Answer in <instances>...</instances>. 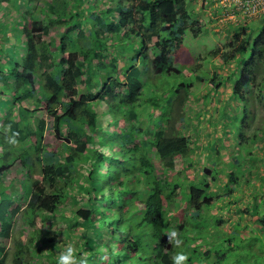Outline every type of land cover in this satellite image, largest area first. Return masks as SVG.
I'll use <instances>...</instances> for the list:
<instances>
[{
	"label": "trees",
	"instance_id": "1",
	"mask_svg": "<svg viewBox=\"0 0 264 264\" xmlns=\"http://www.w3.org/2000/svg\"><path fill=\"white\" fill-rule=\"evenodd\" d=\"M2 1L0 16L8 4ZM22 2L14 0L16 6L21 3L22 13L4 28L16 43L9 45L5 43L7 38H0V94L10 103L4 107L6 114L0 123L7 126V135L15 139L20 150L12 153L11 146H3L0 165L15 160L21 163V185L28 187L26 221L30 224L36 216L49 220L53 215L60 221L76 220L75 236L68 233V240L75 238L76 253L87 252L89 264H171L170 257L176 251L188 253L187 264L192 259L197 264H209L214 245L221 251L215 254L219 261L234 250L239 253L231 262L264 264V189L247 175L248 162L258 156L257 142L248 139L245 163L237 157H232L226 168L214 167L212 162V167L208 164L206 168L209 172L195 171L192 182L185 174L192 161L172 171L174 157L185 156L193 142L191 135L173 128L172 103L182 104L177 98L179 89L187 93L191 86L181 80L167 89L162 83L165 87L159 94L147 75L150 70L164 76L181 72L173 51L183 42L187 29L196 33L201 25L195 24L194 11L189 15L191 0H40L37 15L32 9L36 0ZM256 18H260L258 23L245 26L248 32L244 37H240V28H233L232 34L241 55L237 79L230 84L231 94L243 103L244 114L239 121L244 125L254 116L251 92L246 91L257 83L255 66L264 51V14ZM247 49L250 52L245 57ZM49 52L55 60L45 76L40 71L41 62ZM122 58L123 66L119 64ZM259 89L264 105V79ZM51 93L66 97L59 111L45 106ZM100 103L105 105L101 111L97 109ZM147 103L155 113H144ZM42 108L46 115L36 116L34 113ZM118 113L122 117L120 126ZM229 115L233 121L238 120L235 114ZM147 116L151 121L145 125ZM29 120L28 129H24L22 122ZM150 126L161 128L160 134L150 137ZM44 130L65 132L71 141H76L80 133H88L89 146L73 149L69 142L62 141L42 149ZM55 136L58 138V134ZM35 168L40 173L36 176ZM6 170L4 167L0 174ZM69 170L79 175L78 191L73 195L64 189L51 191ZM221 174L225 176L223 182ZM214 183L224 188V195L216 196ZM0 186V192L7 189L2 181ZM244 188L251 192L238 218L229 219L226 228L221 210L224 207L228 212L236 207L237 200L243 199ZM216 198L222 203L210 213ZM69 199L71 203H67ZM182 202L186 207L181 218L172 217L170 212L180 209ZM5 212L0 204V236L8 237L10 226ZM35 228L32 239L18 243L22 250L31 243L37 250L39 245L46 246L49 252L54 246L62 247L55 239L57 235H42L36 241ZM173 228L183 242L180 248L170 244L165 233ZM5 256L0 245V264L5 263ZM45 256L48 263L56 264L54 256Z\"/></svg>",
	"mask_w": 264,
	"mask_h": 264
},
{
	"label": "rangeland",
	"instance_id": "2",
	"mask_svg": "<svg viewBox=\"0 0 264 264\" xmlns=\"http://www.w3.org/2000/svg\"><path fill=\"white\" fill-rule=\"evenodd\" d=\"M22 1L23 4L28 0ZM39 1L40 0H36L32 6L35 15H37L36 11L39 9ZM205 1L206 0H191L189 3V15L192 16V12L194 11L193 17L196 19L195 24L197 25V22H200L201 25L196 33L187 29L183 37V42L173 51L175 65L180 69L181 72L175 74V76H164L155 75L150 70L147 75V79L149 80L148 82L150 84H156L155 89L159 94L163 91V87H165L162 85V83L167 85V89L174 88V86L171 85L174 84L177 86L181 80L185 83H189V87L191 86L189 90H187V93L182 88L179 89L180 95H178L177 98L180 101L182 100V104L181 102L178 103L177 101H173L172 103L173 128L175 130L181 131L185 135H191L193 141L190 144L191 148L185 156L181 157V155H177L174 157L172 171L180 170L186 161H192L193 166L191 169L185 170L187 179L192 182V179L195 178V171H207L206 168H208V164L210 167H212V162L214 167L220 166L221 168H226V166H228L227 162L232 157H237L238 160L243 164L245 163L247 142L248 139H250L251 142L254 141L258 144L256 150L258 156L255 161L248 162L247 175L250 181L254 182L255 184L258 183L256 185L262 190L264 189V105L258 94L260 92V84L264 79V60L262 59L264 51L260 53L255 66V76L257 83H253L251 91H246V93L251 92L249 99L253 103L252 108L254 111V116L251 120L248 119V123H245V125L241 124L239 121L240 117H242V114H244L243 103L241 100H239V98H236L231 94L232 89L230 85L232 79L237 77V60L241 55L237 51L239 42L232 39L233 29H231V27H233V21L231 20L234 19L236 21L238 16H242L244 21L253 25L258 23L260 18H256V15L249 17L243 16L238 11V9L234 8V0H212L210 8L209 2L205 3ZM2 2L3 4L4 2H8V4L7 8L4 11H1L0 38L3 41L4 38H7L5 43L12 45L16 43V40L14 36L9 34L10 31L7 32V30L4 28L9 27V23L12 22V19H19V15L22 13L21 3L20 6H16L14 0H3ZM229 2L232 5L228 6L227 3ZM204 4H206L207 9L209 8L207 12L203 11L202 5ZM218 6L220 7L219 9ZM8 12H10V15ZM239 22L242 23L240 20ZM17 29L18 26L16 25V32ZM239 30L240 37H244L248 32L245 27H241ZM19 42L20 40L18 39L17 43L19 44ZM249 52L250 51L247 49V52L244 54V56L246 57ZM18 54L20 57V50L18 51ZM54 60L53 52H49L42 58V67L40 71L43 72V75H45L44 73L50 70ZM123 60L124 59L122 58V61H119V64L122 66L124 63ZM4 61H7V59L5 58ZM4 70L6 73L8 72L5 66ZM74 72L77 73L78 69H75ZM218 81L219 83H217ZM214 83H217V86ZM65 98L66 97L64 94L51 93L48 99V104H45V106L46 108L59 111V107L61 105L60 102L65 100ZM7 104L10 106L9 101L6 100L5 96L3 97V95L0 94V106H2L0 107V120L4 119L5 117V106ZM104 106L105 105H103V103H100L97 105V109L101 111ZM143 111L145 114H147L149 111L155 113V109H153L148 103L144 106ZM230 112L238 117L237 121H233L234 117L229 115ZM34 114L36 116L44 117L46 115V109L42 108L41 110L36 111ZM13 116H15V113H13ZM179 116H183V121L178 120ZM116 118L118 119V125H122V117L119 113L116 115ZM30 121L31 120L22 122L24 129H28V124ZM150 121L151 118L149 116L144 117L143 124L146 125ZM168 124H164L165 128ZM159 130L155 129L153 126H150V128L147 130V133L151 137L152 134L159 135ZM259 131L260 133H258ZM55 134H58V138L55 136ZM258 135H261V137H258ZM43 136L44 137L40 141V146L42 149H45L46 147H52L54 145L58 146L62 141L69 142L70 147L73 149H84L89 146L88 144L91 138L88 133H80L77 135L76 141H71L65 132L56 133L55 130H44ZM241 136H243V138H241ZM16 145L17 143H10V137L7 135V126L0 123V152L3 149V146H11L9 149L11 150L10 152L16 153V151H19V149H16ZM2 160L3 159L0 158V161ZM10 165H0V170H2L4 167H7L10 170V175H4L3 172L2 175L0 174V185L3 175V179L6 182H9V180L15 176L16 178L18 177L21 168L20 162L17 160L10 163ZM250 169H252V171ZM38 172L39 171L36 170L34 172V176L38 175ZM64 175L65 176L61 177V179L57 181L55 186L50 190L56 192L64 189L73 195V193L78 191L76 178L79 175L75 172V170L66 171ZM199 176H196V178L198 179ZM220 178L221 182L225 180V176L223 174L220 175ZM1 188L2 187L0 186V189ZM23 188L24 187H21V189ZM212 189H218L216 196H219L220 194L224 195L225 190L223 187H221V185L214 183L212 184ZM3 192L4 191L0 192L1 196L6 197L7 191L4 193ZM250 192V189L244 188L241 191L243 194L242 201L237 200V206L231 207L228 212H226V209L223 207L221 210V215L226 219V221L223 223L224 227L228 228V224H230L229 219L238 218L237 213L240 212V208L243 207V204L247 200V195L250 194ZM26 195L27 192L22 190L21 197L25 198ZM8 198L10 199V197ZM227 198L228 197L226 196V199ZM212 202L214 204L209 208V212L215 213L222 202L217 198L212 200ZM67 203H71V200L69 199ZM180 204V209L177 207V209L174 211L172 210L170 214H174L178 218H181L180 216H182V209H184L186 205L185 202ZM7 207V222L10 226L9 235L8 237L0 236V245L6 252L4 264H25L26 260L30 261V264H50L48 263L47 256H45L46 254L52 255V257L54 256L56 259L57 251L61 249L66 243L75 240V238L73 240H68V233L72 234V232L74 233V231H76L74 227H76L77 224H75L76 220L73 221V218H71L69 221L68 219L60 221L59 219H55L54 215L53 218H50L49 220L43 219L44 216H36L32 223L29 224L25 219L26 213H24L25 211L22 200L21 203L14 202V199L9 200ZM66 215H68V213H66ZM174 215L172 217H174ZM50 217L52 216L50 215ZM33 228L36 230L34 233L36 236V241H38L42 235H57V237H54L57 241L59 240L58 242L60 245H62V247L54 246L49 252V249H47L46 246L40 247L39 245V249L37 250L34 247L35 244L31 243V247H23L22 250L18 246V243H26L27 240L31 238ZM180 228H183V226H180ZM244 234H246V232H244ZM72 236H75V233ZM146 240L151 241V238L147 237ZM213 247V249H211L212 256L209 264H226L227 262L234 261L238 257L239 252L235 254V251L233 250L229 253L226 259L220 257L219 261L215 254L216 252L220 254L221 251L219 252L217 250L218 247L216 245ZM194 257L195 255L193 254L191 258ZM191 263L197 264V261L192 259ZM231 263L239 264L238 262Z\"/></svg>",
	"mask_w": 264,
	"mask_h": 264
},
{
	"label": "clouds",
	"instance_id": "3",
	"mask_svg": "<svg viewBox=\"0 0 264 264\" xmlns=\"http://www.w3.org/2000/svg\"><path fill=\"white\" fill-rule=\"evenodd\" d=\"M10 143H15V139L10 138ZM54 230L57 231L56 229ZM165 233H167V238L170 244L176 248L181 247L183 242L178 237V233L174 228ZM170 259L171 264H187L189 256L185 251H176L171 255ZM56 264H89V257L87 252H80L77 254L74 244L72 242H68L64 245V247L57 251Z\"/></svg>",
	"mask_w": 264,
	"mask_h": 264
},
{
	"label": "crops",
	"instance_id": "4",
	"mask_svg": "<svg viewBox=\"0 0 264 264\" xmlns=\"http://www.w3.org/2000/svg\"><path fill=\"white\" fill-rule=\"evenodd\" d=\"M211 1L212 0H206L205 1V3H207V2H209V8H210V4H211ZM202 7H203V11L204 12H207L208 10H209V8L207 9V6H206V4H204V5H202ZM220 7L218 6V9H219ZM215 9L217 10V8L215 7ZM239 20L240 21H242V23L241 22H239ZM231 21H233V27H231L232 29L233 28H241V27H245L246 25H248L249 23L248 22H246V21H244V18L242 17V16H238L237 18H236V21L234 20V19H232ZM244 21V22H243ZM229 22H230V20H229ZM7 147H9V146H7ZM11 148V147H10ZM20 150V149H19ZM40 156V155H39ZM15 161H17V160H15ZM15 161H13V162H15ZM21 164V163H20ZM10 165V164H9ZM12 165V164H11ZM10 165V166H11ZM35 171L36 170H38L37 168H35L34 169ZM9 169L7 168V170L4 172V175H6V174H8V175H10V173H9ZM21 172H22V170H21V168H20V172H19V174H18V177L16 178V176L15 177H13L12 179H10L9 180V182H6L3 178H2V181H3V185H6L7 186V189H4L5 191L4 192H6L7 191V195H6V197H2L1 196V193H0V204L2 205V206H4V208H6V210L8 209V203H9V200H12V199H14V202H19V203H21V200H22V202H23V205H25V203H26V201H27V198H28V196L26 195V197L25 198H22L21 197V195H22V190H28V187L24 184V183H22V185H21ZM38 174H40L39 172H38ZM4 175H3V177H4ZM9 187V188H8ZM21 187H24L23 189H21ZM3 192V193H4ZM8 197H10V199L8 198ZM20 209H21V207H20ZM4 216H5V220L7 221V219H8V216H7V212H5V214H4Z\"/></svg>",
	"mask_w": 264,
	"mask_h": 264
},
{
	"label": "built area",
	"instance_id": "5",
	"mask_svg": "<svg viewBox=\"0 0 264 264\" xmlns=\"http://www.w3.org/2000/svg\"><path fill=\"white\" fill-rule=\"evenodd\" d=\"M228 6L232 5L230 2ZM233 6L245 17L264 14V0H234Z\"/></svg>",
	"mask_w": 264,
	"mask_h": 264
}]
</instances>
